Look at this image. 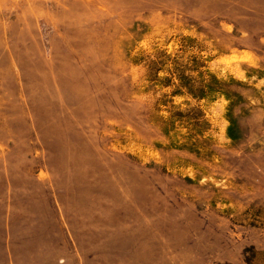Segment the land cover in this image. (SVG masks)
I'll use <instances>...</instances> for the list:
<instances>
[{
	"label": "rangeland",
	"instance_id": "1",
	"mask_svg": "<svg viewBox=\"0 0 264 264\" xmlns=\"http://www.w3.org/2000/svg\"><path fill=\"white\" fill-rule=\"evenodd\" d=\"M264 264V0H0V261Z\"/></svg>",
	"mask_w": 264,
	"mask_h": 264
},
{
	"label": "crops",
	"instance_id": "2",
	"mask_svg": "<svg viewBox=\"0 0 264 264\" xmlns=\"http://www.w3.org/2000/svg\"><path fill=\"white\" fill-rule=\"evenodd\" d=\"M6 247V255H8L9 258L5 259L4 261H0V264H13V259L10 257L11 249L9 248V245L7 242H5ZM4 251L0 253V256L3 255Z\"/></svg>",
	"mask_w": 264,
	"mask_h": 264
}]
</instances>
